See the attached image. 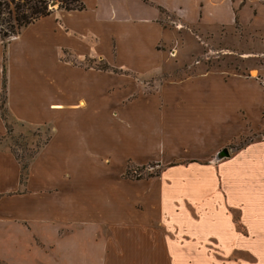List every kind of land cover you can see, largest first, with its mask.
Returning a JSON list of instances; mask_svg holds the SVG:
<instances>
[{"label": "crops", "instance_id": "1", "mask_svg": "<svg viewBox=\"0 0 264 264\" xmlns=\"http://www.w3.org/2000/svg\"><path fill=\"white\" fill-rule=\"evenodd\" d=\"M81 1L83 11L55 8L23 33L0 40V65L8 59L9 68L16 69L21 79L33 78L28 70L50 62L48 107L52 110V137L29 167L30 186L50 192L35 197L32 206L0 200V260L17 264L5 255L21 253L26 247L24 234L30 252L25 222L29 220L36 233L44 214L57 216L56 209L62 206L54 200L60 194L58 185L69 187L66 209L84 201L83 192L94 181L75 173L81 162L117 151L125 161L156 160L164 166L159 176L139 181L123 178L124 169L114 188L120 212L140 204L146 209L144 217L137 213L133 218L130 211L127 228L135 247L143 251L150 246L147 254L152 259L145 264H264V140L247 144L227 159L219 158L221 149L242 134L225 139L217 135L245 128L240 113L247 109L227 100L218 103L213 91L203 95L184 89L187 81L163 85L155 96L157 103L139 93L137 74L144 76L163 61L153 55L165 34L159 8L179 17L186 8L182 0ZM65 51L78 60L112 59L113 67L135 76L75 67L59 60ZM21 91L19 107L33 106L29 111H38L34 119L43 122L42 93ZM115 109L120 111L118 119L109 113ZM123 119L124 127L119 129ZM92 127H99L104 135L115 128L113 151L101 145L103 140ZM195 149L202 154H192ZM65 161L69 166L63 170ZM19 169L8 154L0 157V192L8 191L11 176L19 186Z\"/></svg>", "mask_w": 264, "mask_h": 264}, {"label": "rangeland", "instance_id": "2", "mask_svg": "<svg viewBox=\"0 0 264 264\" xmlns=\"http://www.w3.org/2000/svg\"><path fill=\"white\" fill-rule=\"evenodd\" d=\"M52 3H56L55 7H51ZM51 4V8L57 9L58 0L51 1ZM182 4L186 8L178 16L184 22L165 10L161 12L159 22L165 34L154 46L153 55L163 61L158 68L146 75L137 74L139 93L157 103L155 96L163 85L171 87L175 82L187 81L184 89L200 91L203 95H207V91H213L218 103L227 100V103L234 106L243 105L247 110L240 114L246 127H237L234 132L230 129V133L223 131L221 135H217L220 139H225L234 137L239 132L242 134L219 152V158L227 159L229 154L241 146L264 140V0H182ZM59 60L85 70L135 76L130 71L113 67L109 62L112 59L98 56L78 60L70 51H65ZM104 64L109 65L107 70L102 69ZM40 65L39 68L33 66L28 70L34 74L33 78L28 79H21L16 74V69L11 70L8 59H3L0 65V157L8 154L20 167L19 186L15 185V178L11 176L8 191L0 192L3 203L25 201L32 206L35 197H44L43 192H50L35 191L30 186L32 178L29 167L32 158L52 137V110L48 107L51 83L48 73L51 65L50 62H40ZM23 89L39 90L42 93L39 109L42 110L40 115L43 116V122H38L40 117L34 119V113L38 111H29L33 106L19 107L20 102L17 100ZM111 101L114 102V99ZM109 113L114 119L120 116L117 109ZM86 118L89 119L87 116ZM122 127L124 119L118 128ZM109 129L105 131L106 135L99 133V127H92L91 131L99 134L103 140L102 146L113 151L115 128ZM226 150L228 155H224ZM115 152L106 154L102 159H92L90 156L81 162L79 172L75 173L80 177L84 176V180L94 181V184L89 183L84 190V201L76 202L66 209L69 187L67 190L65 185H58L56 188L60 194L54 200L59 206L62 205L56 209L60 212L57 216L53 213L44 214L36 233L27 220L26 233L30 235L32 243V247L29 246L30 252L27 251L28 235L24 234V250L21 249L19 255L6 253L5 256L17 264H145L148 259H152L147 254L150 253V246L143 251L135 247L136 241L127 230L129 222L131 223L130 211L133 212V218L137 213L144 217L146 209L140 204L136 209L121 211L122 214L113 195L124 169L123 178L139 181L157 177L164 166L156 160L144 164L125 161ZM192 154L200 155L202 150L195 149ZM62 165L63 170L69 166L67 161L65 164L62 162ZM127 168H130V174L125 176ZM60 179L63 180V176ZM61 182L58 181L57 184ZM10 203L6 205L11 206ZM234 214L238 218V214ZM1 261L11 264L7 260Z\"/></svg>", "mask_w": 264, "mask_h": 264}, {"label": "trees", "instance_id": "3", "mask_svg": "<svg viewBox=\"0 0 264 264\" xmlns=\"http://www.w3.org/2000/svg\"><path fill=\"white\" fill-rule=\"evenodd\" d=\"M51 1L53 0H0V40L4 41L16 36L21 29L50 16L55 10L50 7ZM143 1L148 3V0ZM57 9L66 12L83 11L85 5L81 0H58ZM159 10L164 12L162 8ZM108 68V64H104L102 67L103 70ZM243 147L241 146L238 150ZM129 174L130 168H127L125 176ZM137 179L142 178L137 177ZM0 264L8 263L0 260Z\"/></svg>", "mask_w": 264, "mask_h": 264}, {"label": "water", "instance_id": "4", "mask_svg": "<svg viewBox=\"0 0 264 264\" xmlns=\"http://www.w3.org/2000/svg\"><path fill=\"white\" fill-rule=\"evenodd\" d=\"M55 5H56V3H52L51 4V7H55ZM229 153H228V151L226 150V151H224V155H228ZM223 156V155H222Z\"/></svg>", "mask_w": 264, "mask_h": 264}]
</instances>
